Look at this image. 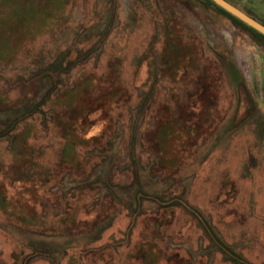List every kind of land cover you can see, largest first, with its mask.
<instances>
[{"label": "rangeland", "instance_id": "374dc122", "mask_svg": "<svg viewBox=\"0 0 264 264\" xmlns=\"http://www.w3.org/2000/svg\"><path fill=\"white\" fill-rule=\"evenodd\" d=\"M0 264H264V36L210 0H0Z\"/></svg>", "mask_w": 264, "mask_h": 264}, {"label": "water", "instance_id": "95a60500", "mask_svg": "<svg viewBox=\"0 0 264 264\" xmlns=\"http://www.w3.org/2000/svg\"><path fill=\"white\" fill-rule=\"evenodd\" d=\"M210 1L214 3L217 7L225 11L226 13L230 14L231 16L235 17L239 21L243 22L245 25L250 27L252 30L264 36V25L254 20L252 17L244 13L239 8L230 4L226 0H210Z\"/></svg>", "mask_w": 264, "mask_h": 264}, {"label": "trees", "instance_id": "16d2710c", "mask_svg": "<svg viewBox=\"0 0 264 264\" xmlns=\"http://www.w3.org/2000/svg\"><path fill=\"white\" fill-rule=\"evenodd\" d=\"M67 147H68V145H67V143H66V145H65V151H64V162L65 163H67L66 161H67V156H68V150H67ZM16 151H17V153L19 152V149L17 150V148H15V154H16ZM74 152H75V149H74ZM76 154V153H75ZM30 219H31V217H30ZM147 252H144V256H143V262L145 263V261H146V259H147ZM141 260V261H142Z\"/></svg>", "mask_w": 264, "mask_h": 264}]
</instances>
